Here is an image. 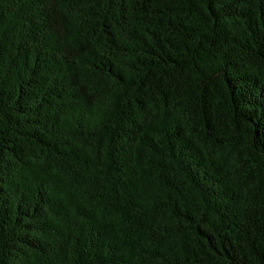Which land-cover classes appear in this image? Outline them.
Instances as JSON below:
<instances>
[{
    "label": "trees",
    "instance_id": "trees-1",
    "mask_svg": "<svg viewBox=\"0 0 264 264\" xmlns=\"http://www.w3.org/2000/svg\"><path fill=\"white\" fill-rule=\"evenodd\" d=\"M0 264H264V0H0Z\"/></svg>",
    "mask_w": 264,
    "mask_h": 264
}]
</instances>
